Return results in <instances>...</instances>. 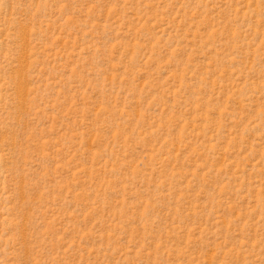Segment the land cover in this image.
Masks as SVG:
<instances>
[{
    "label": "rangeland",
    "instance_id": "1",
    "mask_svg": "<svg viewBox=\"0 0 264 264\" xmlns=\"http://www.w3.org/2000/svg\"><path fill=\"white\" fill-rule=\"evenodd\" d=\"M0 264H264V0H0Z\"/></svg>",
    "mask_w": 264,
    "mask_h": 264
}]
</instances>
